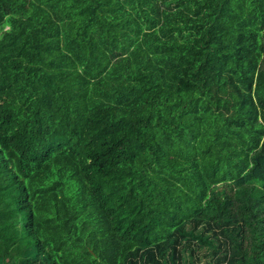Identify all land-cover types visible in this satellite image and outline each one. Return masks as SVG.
<instances>
[{
    "label": "trees",
    "instance_id": "obj_1",
    "mask_svg": "<svg viewBox=\"0 0 264 264\" xmlns=\"http://www.w3.org/2000/svg\"><path fill=\"white\" fill-rule=\"evenodd\" d=\"M0 264H264V0H0Z\"/></svg>",
    "mask_w": 264,
    "mask_h": 264
}]
</instances>
